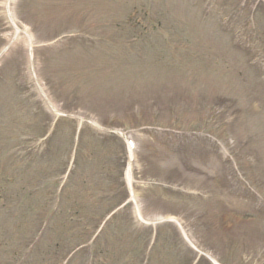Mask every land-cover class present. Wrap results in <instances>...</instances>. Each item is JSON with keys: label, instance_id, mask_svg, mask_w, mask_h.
Instances as JSON below:
<instances>
[{"label": "rangeland", "instance_id": "1", "mask_svg": "<svg viewBox=\"0 0 264 264\" xmlns=\"http://www.w3.org/2000/svg\"><path fill=\"white\" fill-rule=\"evenodd\" d=\"M0 197V264H264V0H0Z\"/></svg>", "mask_w": 264, "mask_h": 264}, {"label": "trees", "instance_id": "2", "mask_svg": "<svg viewBox=\"0 0 264 264\" xmlns=\"http://www.w3.org/2000/svg\"><path fill=\"white\" fill-rule=\"evenodd\" d=\"M54 188V187H53ZM50 191H53L52 190V187L49 189ZM51 198V197H50ZM3 198H0V201H2ZM54 198H51L50 200H47L49 203L50 201H52ZM76 218V216L74 214H70L69 212H67V216H66V219L71 222L73 221L74 219Z\"/></svg>", "mask_w": 264, "mask_h": 264}]
</instances>
